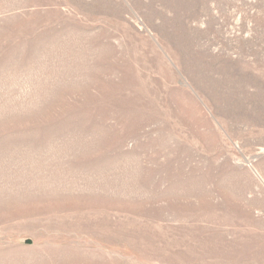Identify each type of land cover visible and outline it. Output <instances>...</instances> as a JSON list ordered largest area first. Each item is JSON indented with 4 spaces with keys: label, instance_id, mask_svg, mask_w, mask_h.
<instances>
[{
    "label": "rangeland",
    "instance_id": "1",
    "mask_svg": "<svg viewBox=\"0 0 264 264\" xmlns=\"http://www.w3.org/2000/svg\"><path fill=\"white\" fill-rule=\"evenodd\" d=\"M0 264H264V0H0Z\"/></svg>",
    "mask_w": 264,
    "mask_h": 264
}]
</instances>
